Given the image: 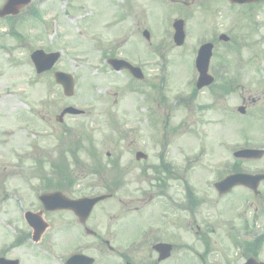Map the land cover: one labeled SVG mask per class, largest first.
<instances>
[{
  "label": "rangeland",
  "instance_id": "1",
  "mask_svg": "<svg viewBox=\"0 0 264 264\" xmlns=\"http://www.w3.org/2000/svg\"><path fill=\"white\" fill-rule=\"evenodd\" d=\"M195 1L198 4L184 6L181 0H44L33 4L39 12L37 18L21 16L14 28L7 19H0V191L7 189L14 193L12 191L21 186L26 194H31L30 189L38 183L33 179L35 172L40 168L55 172L56 164L68 160L67 151L53 150L57 144L54 133L55 136L66 134L69 146L73 147L79 165L70 163L69 168L77 188L81 189L86 188L88 182L100 181V176L92 172V159L85 151H76L79 149L76 145H81L85 138L88 146H95V154L101 158L105 167L101 174L106 169L115 170L110 164L118 165L117 171L138 172L139 175L147 171L161 172L160 153L168 142L171 146L184 147L176 151L180 154L178 161L183 152L190 155L197 151L200 162L191 172L203 193L208 182L224 175L227 166L233 164V150L248 145L264 147V129L261 131L259 124H264V115L259 120L260 113L264 114V109L261 111L264 82L259 80L258 67L254 72L253 67L245 66V49L233 55L229 51L231 44H223L215 50L212 59L213 69L222 68V75L227 76V64L232 67L229 77L236 81L228 88L232 91H198L195 83L192 84L197 74L193 69L197 50L204 39L216 31L209 11L202 7L200 11L198 6L213 0ZM5 2L0 0V9ZM178 17L187 22V38L182 47H176L169 39L172 23ZM230 17L219 19L217 25L223 23V26L217 32L227 31L230 26L233 35L238 33ZM209 27L207 34L200 35ZM144 29L150 30L151 43L143 36ZM242 34L243 30L239 35ZM257 37L252 38L256 40ZM161 39H167L166 45L156 47ZM38 48L62 53L56 67L42 75H37L30 59L31 53ZM107 55L124 57L142 66L146 79L140 82L125 71L115 72L106 61ZM55 70L75 75L73 98L64 96L62 88L56 84ZM145 92L148 98L141 97ZM249 95L261 98L247 105V112L242 115L237 108L242 105V96ZM177 97L181 98V106L175 104ZM67 105L87 113L66 116L61 125L56 115ZM144 108L147 111L141 112ZM48 134L51 136H39ZM138 150L146 153L149 150L150 157L137 161ZM48 153L51 157L45 159L53 158L55 165L48 161L36 163ZM245 168L264 171V158L245 163ZM28 177L32 180L28 181ZM260 188L262 194L258 196L236 190L231 197L222 199H217L212 191L214 195L207 197L209 201L200 202L197 218L215 222L228 218L241 205L240 198H250L253 206L249 218L258 215L264 225V207L258 206L264 204V183ZM15 203L8 202L9 205ZM154 205L156 201H151L147 208ZM0 219L6 217L0 216ZM186 235H190L187 242L198 238L193 233ZM189 251L187 249L186 253Z\"/></svg>",
  "mask_w": 264,
  "mask_h": 264
},
{
  "label": "flooded vegetation",
  "instance_id": "2",
  "mask_svg": "<svg viewBox=\"0 0 264 264\" xmlns=\"http://www.w3.org/2000/svg\"><path fill=\"white\" fill-rule=\"evenodd\" d=\"M241 7L248 33H256V41L264 46V0ZM243 100L247 103L245 97ZM86 142L81 141L76 147L85 151ZM176 151L179 149L167 151L172 163L164 165L161 172H105L100 174L101 187L80 191L70 179L42 171L36 177L40 194H57L54 204L48 207L40 201V194L35 198L18 194L19 203L9 205L5 203L6 190L0 192V216L6 217L0 219V264H247L250 259L264 262V225L258 215L250 220L233 215L234 219L216 222L197 218L195 200L187 203L185 199L186 178ZM119 157L122 159V155ZM193 190L188 189V195L195 196ZM90 191L99 193L89 194ZM98 195L105 198L93 206L85 203L61 207L67 198ZM151 201H156V205L147 208ZM187 233L198 238L187 242Z\"/></svg>",
  "mask_w": 264,
  "mask_h": 264
},
{
  "label": "water",
  "instance_id": "3",
  "mask_svg": "<svg viewBox=\"0 0 264 264\" xmlns=\"http://www.w3.org/2000/svg\"><path fill=\"white\" fill-rule=\"evenodd\" d=\"M30 0H9L8 3L5 5V7L0 11V16H5L7 14H16L20 7L24 6L26 3H28ZM178 36V37H177ZM176 36L177 44H182L183 42V34H178ZM211 56V51L208 48H202L200 51L199 59H198V65L200 66V70L202 72V75L205 74V71L207 70L209 59ZM58 58V54H45L42 51H37L32 55L33 61L36 63L37 68H39V71H43L45 69L51 68L55 61ZM120 66H123L122 64ZM57 81L61 83L67 94H72L74 82L72 76L64 75V74H56ZM207 77V76H206ZM210 78L208 80H201L199 83V86H203L205 84L210 83ZM246 154H257L262 155L263 152H253V151H244ZM263 264V263H258Z\"/></svg>",
  "mask_w": 264,
  "mask_h": 264
}]
</instances>
